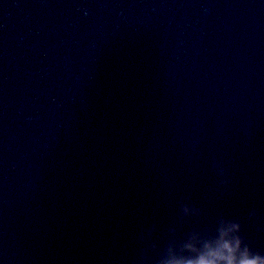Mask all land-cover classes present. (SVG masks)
Instances as JSON below:
<instances>
[{"label": "water", "instance_id": "obj_1", "mask_svg": "<svg viewBox=\"0 0 264 264\" xmlns=\"http://www.w3.org/2000/svg\"><path fill=\"white\" fill-rule=\"evenodd\" d=\"M219 216L264 253V0H0V264H160Z\"/></svg>", "mask_w": 264, "mask_h": 264}, {"label": "clouds", "instance_id": "obj_2", "mask_svg": "<svg viewBox=\"0 0 264 264\" xmlns=\"http://www.w3.org/2000/svg\"><path fill=\"white\" fill-rule=\"evenodd\" d=\"M199 215V209L185 206L182 223ZM160 264H264V253L252 250L240 221L219 216L211 228L191 231L169 248Z\"/></svg>", "mask_w": 264, "mask_h": 264}]
</instances>
